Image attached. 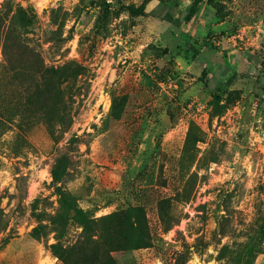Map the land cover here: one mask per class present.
I'll return each mask as SVG.
<instances>
[{
  "label": "rangeland",
  "instance_id": "obj_1",
  "mask_svg": "<svg viewBox=\"0 0 264 264\" xmlns=\"http://www.w3.org/2000/svg\"><path fill=\"white\" fill-rule=\"evenodd\" d=\"M8 1L32 18L27 46L43 65L85 74L74 96L51 91L24 110L36 66L0 44V264H62L53 232L29 235L57 208L61 153L62 186L95 218L144 208L151 245L112 251L117 264H228L220 246L255 237L264 213V0H199L192 17L193 0ZM142 3L143 16L122 7ZM228 91L235 101L211 117ZM256 247L264 264V239Z\"/></svg>",
  "mask_w": 264,
  "mask_h": 264
},
{
  "label": "trees",
  "instance_id": "obj_2",
  "mask_svg": "<svg viewBox=\"0 0 264 264\" xmlns=\"http://www.w3.org/2000/svg\"><path fill=\"white\" fill-rule=\"evenodd\" d=\"M198 1L193 0L188 17H192L197 11ZM122 7L130 17L145 15L144 3L137 8ZM31 24L30 16H27L21 9L12 10V4L8 0L3 2L0 7V44L4 49L3 52L7 53L5 50L9 49L10 53L16 57L23 59V55L29 59L32 57L36 66L34 68L29 65L33 69V77L30 78L33 85L22 89L25 94L24 110H30L31 106L39 104L40 99L51 91H62L63 88H66L68 97L74 96L78 88L77 81L85 74V67L73 61H66L60 65H43L40 56L30 51L27 46L29 39L26 38V34ZM55 33V31L52 32V34ZM70 38L71 36H67L58 39L65 42ZM5 84L4 82L3 86ZM44 93L45 95H43ZM235 99L233 91L214 94L210 104V116L220 117ZM68 110L67 103L63 101L57 115L58 124L67 123ZM3 126V121L0 118V131ZM69 166L70 157L68 154L61 153L54 158L49 168V174L50 184L56 195L57 208L53 214L46 217L47 223L37 224L31 229L29 235L32 239L37 240L41 236L53 232L55 241L48 244V249L50 254L62 264H117L111 255L112 251H133L151 245L145 210L142 206L129 205L118 212L95 218L91 211L82 208L77 198L62 186ZM70 226L80 229L79 236L74 242H66L63 239ZM261 239H264V213L261 216L255 237H246L245 240L231 245L222 244L215 259L225 260L228 264H252L257 252V242H260Z\"/></svg>",
  "mask_w": 264,
  "mask_h": 264
}]
</instances>
